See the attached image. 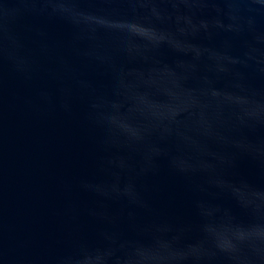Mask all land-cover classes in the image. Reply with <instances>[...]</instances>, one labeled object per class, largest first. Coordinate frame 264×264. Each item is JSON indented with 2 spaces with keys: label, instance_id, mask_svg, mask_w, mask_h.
Instances as JSON below:
<instances>
[{
  "label": "water",
  "instance_id": "95a60500",
  "mask_svg": "<svg viewBox=\"0 0 264 264\" xmlns=\"http://www.w3.org/2000/svg\"><path fill=\"white\" fill-rule=\"evenodd\" d=\"M0 264H264V0H0Z\"/></svg>",
  "mask_w": 264,
  "mask_h": 264
}]
</instances>
